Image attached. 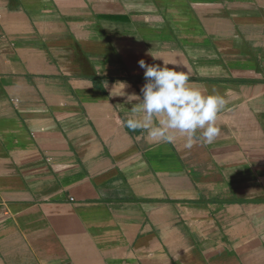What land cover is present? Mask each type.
Segmentation results:
<instances>
[{
    "label": "crops",
    "instance_id": "0c3cea01",
    "mask_svg": "<svg viewBox=\"0 0 264 264\" xmlns=\"http://www.w3.org/2000/svg\"><path fill=\"white\" fill-rule=\"evenodd\" d=\"M142 59L212 144L125 126ZM0 264H264V0H0Z\"/></svg>",
    "mask_w": 264,
    "mask_h": 264
},
{
    "label": "clouds",
    "instance_id": "9594fccd",
    "mask_svg": "<svg viewBox=\"0 0 264 264\" xmlns=\"http://www.w3.org/2000/svg\"><path fill=\"white\" fill-rule=\"evenodd\" d=\"M162 61V65L143 59L138 62L145 80L140 94L123 91L120 95L132 105L125 126L133 131L145 130L152 142L174 143L179 135L189 149L198 142L212 144L220 135L217 121L226 106L225 98L205 95L191 86L187 71L177 70L179 63Z\"/></svg>",
    "mask_w": 264,
    "mask_h": 264
}]
</instances>
